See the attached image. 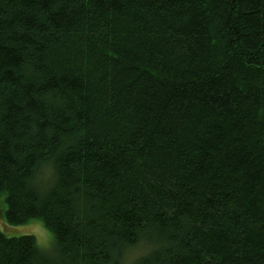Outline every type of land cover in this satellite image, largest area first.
I'll return each mask as SVG.
<instances>
[{"label":"trees","instance_id":"obj_1","mask_svg":"<svg viewBox=\"0 0 264 264\" xmlns=\"http://www.w3.org/2000/svg\"><path fill=\"white\" fill-rule=\"evenodd\" d=\"M2 197L0 264H264V0H0Z\"/></svg>","mask_w":264,"mask_h":264},{"label":"rangeland","instance_id":"obj_2","mask_svg":"<svg viewBox=\"0 0 264 264\" xmlns=\"http://www.w3.org/2000/svg\"><path fill=\"white\" fill-rule=\"evenodd\" d=\"M6 208L4 202V197L0 200V229L10 237H19L24 235H33L39 247L44 251H51L53 248V235L52 233L44 226V224L39 221H31L28 224L20 226L9 225L4 217L3 210ZM139 249L134 253V257L139 255ZM128 264V263H126Z\"/></svg>","mask_w":264,"mask_h":264}]
</instances>
